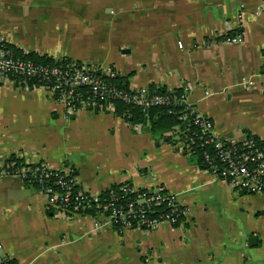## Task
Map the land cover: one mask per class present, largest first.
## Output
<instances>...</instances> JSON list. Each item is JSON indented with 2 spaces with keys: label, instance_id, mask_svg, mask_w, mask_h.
<instances>
[{
  "label": "crops",
  "instance_id": "obj_1",
  "mask_svg": "<svg viewBox=\"0 0 264 264\" xmlns=\"http://www.w3.org/2000/svg\"><path fill=\"white\" fill-rule=\"evenodd\" d=\"M264 0H0V32L19 49L130 76V89H182L215 134L264 140ZM243 13L242 24L238 16ZM241 26V30H240ZM244 34L240 44L219 42ZM244 79L253 82L252 86ZM209 92V95H206ZM147 127L110 108L67 114L44 89L0 82V260L15 264H264V196L218 180ZM166 137H168L166 135ZM73 168L100 194L162 187L191 212L153 232L93 231L49 210L2 168L11 155ZM258 237L251 247L249 239Z\"/></svg>",
  "mask_w": 264,
  "mask_h": 264
},
{
  "label": "built area",
  "instance_id": "obj_2",
  "mask_svg": "<svg viewBox=\"0 0 264 264\" xmlns=\"http://www.w3.org/2000/svg\"><path fill=\"white\" fill-rule=\"evenodd\" d=\"M262 12L264 4L258 9V13ZM238 20L242 24L243 13ZM240 30L219 42L242 43L244 34ZM29 54L14 46L0 32V82L44 89L68 115L89 107H98L99 110L110 108L115 113L114 105L119 102L143 111L183 106L185 114L181 119L190 116L195 130L187 129L180 133L177 130L178 134L167 135L176 140V150L186 156L201 152L202 166L215 178L242 193L264 196V140L254 136L243 141L218 137L213 120L189 103L187 93H151L148 87L128 91L106 79L117 76L113 68L103 69L68 59H55L53 64L40 63L29 58ZM243 81L248 86L253 85L250 80ZM2 172L37 186L46 198L49 210L90 217L94 232L104 229H112L119 234L129 230L153 232L165 224L179 226L191 212L190 207L182 204L175 194L162 187L144 189L123 183L106 196L102 195L104 192L93 194L81 189L78 174L70 167L56 169L43 163L34 169H16L15 164H5ZM0 264L15 262L5 258L0 260Z\"/></svg>",
  "mask_w": 264,
  "mask_h": 264
},
{
  "label": "trees",
  "instance_id": "obj_3",
  "mask_svg": "<svg viewBox=\"0 0 264 264\" xmlns=\"http://www.w3.org/2000/svg\"><path fill=\"white\" fill-rule=\"evenodd\" d=\"M29 58L40 63L53 64L56 62L54 58L47 56H39L35 53H30ZM130 76L131 75L127 77H123L117 75L115 79H111L109 77H107L106 79L111 83L115 84L118 88L130 91L132 90L129 88ZM148 89L151 93H163V94L170 93V91L167 90L166 88L154 84L150 85ZM175 92L182 94L184 91L182 89H178ZM114 108H115V115L119 118L124 119L132 127H137V126L148 127L150 129L151 134L155 138L157 139L165 138V140L171 144H174L176 140L174 139V137H170V136L166 137V135L170 133L178 134L176 133L177 130H179V133L184 132L187 129L191 131L195 130V127L192 124L190 116L181 119V117L185 114L183 106H173L171 108L155 107L147 111H143L142 109L130 107L119 102L114 105ZM186 113L189 114V111H187ZM192 157L195 163L199 164L204 170L206 169L205 167L202 166L203 158L201 152H196V154H194ZM43 163L44 162L38 164H29L24 161L22 156H18L15 154L11 155L5 162V164H15L16 169H24V168L34 169L39 167ZM26 185H28V183H26ZM118 187H119L118 185L113 186L109 190L102 193V195L106 196L110 190H115Z\"/></svg>",
  "mask_w": 264,
  "mask_h": 264
},
{
  "label": "water",
  "instance_id": "obj_4",
  "mask_svg": "<svg viewBox=\"0 0 264 264\" xmlns=\"http://www.w3.org/2000/svg\"><path fill=\"white\" fill-rule=\"evenodd\" d=\"M99 74H100V72H99ZM86 110L94 112L95 114L99 113V108L98 107H89ZM145 130L149 131L150 129L147 127ZM257 244H258V237L257 236H252L249 239V245L251 247H253V246H256Z\"/></svg>",
  "mask_w": 264,
  "mask_h": 264
}]
</instances>
